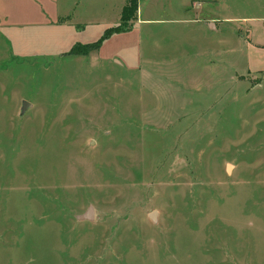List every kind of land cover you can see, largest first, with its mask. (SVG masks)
Instances as JSON below:
<instances>
[{"label":"rangeland","instance_id":"obj_1","mask_svg":"<svg viewBox=\"0 0 264 264\" xmlns=\"http://www.w3.org/2000/svg\"><path fill=\"white\" fill-rule=\"evenodd\" d=\"M125 2L0 0V264H264V0H139L166 23L70 53Z\"/></svg>","mask_w":264,"mask_h":264},{"label":"crops","instance_id":"obj_2","mask_svg":"<svg viewBox=\"0 0 264 264\" xmlns=\"http://www.w3.org/2000/svg\"><path fill=\"white\" fill-rule=\"evenodd\" d=\"M194 2L195 3V5L194 6H201L202 4H204V3H208V2H216L217 0H191V2ZM128 2V0H126V2H125V4H124V6L126 5V3ZM190 2V3H191ZM123 6V7H124ZM187 7V6H186ZM123 9V8H122ZM188 9V8H187ZM121 15H122V11H121ZM72 17V15L70 14V18ZM120 19H121V16H120ZM135 21H141L142 22V24H144V23H146V24H148V25H157V24H162V23H166V22H163V21H161V20H153V19H140V17H139V9H138V15H137V19L136 20H134L133 21V23L135 22ZM217 21L218 20H216V18H214V17H210L208 20H207V24H210V29H217V27H218V24H217ZM72 22V24L73 23H75V24H77L78 22L77 21H71ZM78 25H80L79 23H78ZM163 35H166V34H163ZM147 36H148V38H147V40H148V45H149V48H148V56H149V58L147 59V61H148V63L150 64V65H152V69H156V67H159V61L158 60H155V56H150V54H153L154 52H156L157 50H159V49H161V48H159V46H158V44L156 43V41H157V39H156V36L157 35H155L154 34V31H151V30H149L148 31V34H147ZM98 40V39H97ZM92 42H94V41H92ZM86 43H89V42H86ZM251 45H254V46H256V47H264V44H260V43H255V42H249ZM164 48L163 49H165V46H163ZM99 49V48H98ZM98 49H94V50H98ZM202 49V48H201ZM94 50H92V51H94ZM91 51V52H92ZM154 51V52H153ZM90 52V53H91ZM174 52V56L173 57H175V56H177V55H182L184 52H185V50H182L181 48L180 49H178V50H174L173 51ZM211 53V49L209 48V49H206V50H202L200 53H196V54H194L195 56L196 55H198V56H200V55H204V54H206V55H209ZM185 55V54H184ZM193 55V54H192ZM84 56V55H83ZM86 56H88V55H86ZM189 56H191V55H189ZM172 61H174V60H172V59H169V60H166L164 63H162V65H163V67H162V69L164 70V69H166L168 66H169V64L170 63H172ZM208 63H211V60L210 59H208ZM155 65H156V67H155ZM164 66H167L166 68L164 67Z\"/></svg>","mask_w":264,"mask_h":264},{"label":"trees","instance_id":"obj_3","mask_svg":"<svg viewBox=\"0 0 264 264\" xmlns=\"http://www.w3.org/2000/svg\"><path fill=\"white\" fill-rule=\"evenodd\" d=\"M139 9V0H128L122 9L121 23L117 26L110 27L106 30L104 36L94 42L84 43L73 46L70 53L75 55H88L92 50L100 48L105 38L109 37L113 32L123 31L127 28L131 21L137 19ZM129 28V27H128Z\"/></svg>","mask_w":264,"mask_h":264},{"label":"water","instance_id":"obj_4","mask_svg":"<svg viewBox=\"0 0 264 264\" xmlns=\"http://www.w3.org/2000/svg\"><path fill=\"white\" fill-rule=\"evenodd\" d=\"M31 106V103L28 102V101H23V106H22V114L28 109V107ZM232 169V164H229L228 165V171H231ZM86 217L88 219H94V209L93 208H90L88 210V212L86 213ZM150 217L153 219V220H156L157 218V211H154L153 213H151Z\"/></svg>","mask_w":264,"mask_h":264}]
</instances>
